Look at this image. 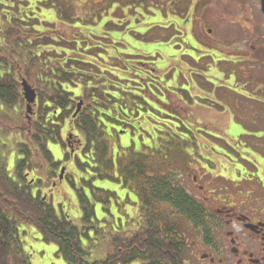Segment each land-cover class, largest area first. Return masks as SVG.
<instances>
[{"label": "trees", "instance_id": "1", "mask_svg": "<svg viewBox=\"0 0 264 264\" xmlns=\"http://www.w3.org/2000/svg\"><path fill=\"white\" fill-rule=\"evenodd\" d=\"M142 1L93 0L94 7L110 10L115 2L124 9H130L133 15L136 9L146 8L147 4L140 5ZM149 2L146 0V3ZM72 7L70 0H26L19 4L13 19H9L6 25L4 43L13 51L8 54L12 60L6 64L5 71H0V135L16 133L21 135L22 141L16 146L20 159L15 177L0 163V264H11L12 259L21 256V226L36 230L42 242L56 246V254L69 264H90L84 259L86 252L82 249V239L89 236L92 228L88 225L92 224L96 215L92 200L97 193L107 195V204L110 197H116L115 193H106L94 187L97 180L106 179L124 187L130 184L136 187L138 203L134 205L140 209L144 219L137 230L133 227L129 233L112 236L109 255L105 260L91 264H182L185 245L173 234L174 228L160 226L159 223H166L169 219L157 211L160 207H169L186 222L194 224L203 223L205 214L185 189L170 178L171 175L162 176L159 169L191 164L188 152L194 154L193 148H197L199 153L204 151L197 141V137L204 134L184 109L166 103V94H162L163 102L157 98L155 91L149 92L148 86H156L150 71L135 75L139 71L134 69V64L121 71L120 75L113 76L115 79H110L108 73H102L99 66L108 60L106 53L109 49L103 43L106 39L102 35L93 39L81 37L79 42L70 39L72 44L67 42L66 45L63 31L67 30L61 23L44 28L40 26L41 22L29 23L28 12L46 10L70 24V31H78L72 27L79 22ZM106 27L110 30V25ZM68 45L71 48L60 53V48ZM22 77L37 92V102L28 119L24 116L25 100L21 84L14 82ZM140 78L145 79L146 85L140 84ZM64 83L74 88L77 83L81 91L76 99L64 88ZM79 101L84 105L74 118ZM160 112L167 113L165 119L172 122L168 123L170 128L164 131L168 139L172 144L177 139L184 147L183 150L180 148V156L175 155L170 160L153 159V154L160 155V152L155 151L157 140L150 136L148 144L152 150L149 147L145 149L150 150L152 155L146 156L141 151L131 154L128 159L120 152L116 153L118 158H111L108 137L111 140V135L118 134L120 137L123 131L125 135L131 133L135 136L144 130L155 135ZM30 123L32 127L26 128L25 125L30 126ZM113 127L122 130L116 132ZM65 128V132L73 134L80 144L74 158L67 156L68 160L75 159V168L68 170L69 176L65 177V181L74 187L81 204L85 224L82 228L75 224L63 206L58 211L39 192L35 193L36 182H32L40 172L50 181L57 178L56 170L60 164L55 162L48 147L52 143L67 149L63 137ZM192 128L200 136L193 137L192 141L177 138L191 133ZM230 152L236 154L231 148ZM76 171L81 175L78 188L74 181ZM86 189L93 198L86 194ZM175 256L177 259H173ZM21 264L29 262L25 260Z\"/></svg>", "mask_w": 264, "mask_h": 264}, {"label": "rangeland", "instance_id": "2", "mask_svg": "<svg viewBox=\"0 0 264 264\" xmlns=\"http://www.w3.org/2000/svg\"><path fill=\"white\" fill-rule=\"evenodd\" d=\"M19 1L23 0H18L14 4L19 5ZM70 3L75 10L76 17L81 19L75 26H72L73 28L79 29L78 31L84 33V36L89 34L91 36V33H93L96 36L102 35L104 37V35L109 34L106 37L109 41H103L109 48L106 53L108 60H105L104 64L100 63L99 70L102 73H108L107 76H110V79H115L113 76L120 75L121 71L131 68L136 62H147V69L144 67L143 72H153L151 69L156 70L158 68L159 73L154 71V74L159 84L155 87L148 86V89L149 92L155 91L160 101L164 102L162 94H166V103L182 108L187 113L191 111L189 107H195L192 117L201 127L207 126L208 123L211 127L226 126L229 119L234 123L236 122L235 127L232 130H227L225 134L207 133V135L200 136L198 131L192 128L191 133L177 136L181 140H184L181 138L184 137L187 141H192L193 137L200 136L197 137V141L200 142V146L204 151L199 153L197 148H190L194 152V154L188 152L191 156L189 160L191 164L184 167L183 165L171 166L159 170L162 176L171 175L170 178L176 184H179L189 195L196 197L200 202H203L204 198L212 200L214 197L216 200L222 198L221 200L226 202L225 205L249 207L252 203L251 197L253 196L251 192L254 189L252 182L256 171L252 161L256 157H263L262 159H264V135L253 133L251 129L253 118L251 119L250 115L255 114L260 105H264V97L247 98L248 96L241 90L242 77L234 65L231 64V60L225 56L219 55L210 63L213 69L210 73L207 66L202 63H192L187 58L188 52L181 50V48L173 52L170 51L173 55L170 52L167 53L164 45H169L172 37L163 36L164 32L161 31H167L173 24L165 21L163 25L159 23L160 19L156 22L148 20L147 16H150L152 14L150 12H154L155 9L151 3H147L145 9H136L134 15L130 9H124L116 5L115 2H113L115 6H112L110 10L94 7L96 4L93 0H70ZM22 7L26 8L25 6ZM33 10L35 15L28 12L29 18H32L29 23L39 24L44 13L36 9ZM147 11L149 14L146 15ZM46 14L48 15L47 20L51 22V24L47 23V26L50 27L58 23L55 13ZM41 21L44 22V20ZM107 25H110L111 31L106 27ZM114 26L116 27L114 28ZM35 27L40 29L39 26ZM42 27L46 26L42 25ZM172 29L170 28V30ZM127 56L129 57L127 58ZM134 69L139 71L135 75L140 74L141 71L138 68ZM253 70L254 68L250 67V71L246 69L242 73L251 75L254 78L257 74H253ZM146 83L140 81L143 86ZM205 85L210 87L207 88ZM203 86L208 91L209 101L214 100L227 112L226 114H216L214 111L209 112L202 107L193 105L196 102L202 103V98L206 94ZM65 89L72 93L75 99L81 91L79 87L74 88L71 85H66ZM190 99H192V103H190ZM243 99H247L244 104ZM131 110L136 111L135 108ZM165 114L167 113L160 112L159 114L160 123L154 129L156 130L155 135L148 130L137 133L135 136L131 133L120 137H118V134H116L117 136L110 134L112 140L110 137L107 140L111 158H116V153L120 152L128 159L132 157L131 154H137L141 151L146 156L152 155L150 150L145 149V147L150 146L148 144L150 136L155 137V140H157L154 144L156 146L155 151L160 152V155L153 154V159L170 160V157L180 156V148L183 150L184 147L179 144L177 139L172 144V141L164 133L170 128L168 123H172L165 119ZM173 125L176 128L179 127L178 124ZM113 128L116 132L122 130L117 127ZM65 130L66 128L63 129V133ZM20 141H22L21 135L16 133L0 135V163L7 167L6 169L12 177H15L16 166L20 159L16 147ZM48 148L55 162H63L64 165L62 166L69 167V170L75 168L73 159L68 160L66 158L68 152L62 145L51 143ZM149 148L151 149V147ZM230 148L234 149L236 154L231 153ZM257 148L260 149L262 156H256L255 149ZM196 151L198 152L197 155L195 154ZM156 162L158 161L156 160ZM260 165L262 166L258 168V172L262 176L264 175V166L262 163ZM196 175L199 180L197 183L193 182V176ZM66 176H69L68 172ZM76 176L77 178L74 181L78 184V188V179L81 175H78L76 171ZM36 178L34 192L38 193L40 191V195L42 197L46 196L47 201L53 204L58 211H60L59 207L63 206L62 208L69 213L75 224L79 228L84 227L82 217L84 214L74 187L70 186L71 184L68 181H64L54 189L51 186L54 179L52 181L48 180L42 172ZM256 179L258 180V178ZM260 182L264 184V177L260 178ZM93 185L106 193H115L116 197H110L107 204L105 203L107 201L105 193H97L93 198L90 191L86 189V194L93 198L96 214L92 219V224L88 225L92 228L89 230V236L82 239V249L86 252V258L84 259L90 264L106 259L111 252L110 241L113 238L112 236L124 234L125 232L129 233V230L133 227L137 230L140 227V221L144 219L140 209L134 205L138 203V194H136L138 192H136L135 186L133 187L130 184L128 187H124L121 183L107 179L97 180ZM50 186L53 188L52 193ZM199 187H203L204 190L201 191ZM261 192L264 193V186L261 187ZM212 205L218 206L213 200L209 206ZM157 212L160 215H165V219H169L166 223H159L160 226L169 225L180 229L178 233L183 240L187 239L188 241L194 238L191 233L190 222H186L171 208L160 207ZM19 231L21 232L22 254L18 259H12L11 264H21V261L25 260L29 264H69L61 255L56 254L58 248L42 242L39 233L33 228L27 229L25 226H21ZM186 255H189L188 252H186Z\"/></svg>", "mask_w": 264, "mask_h": 264}, {"label": "flooded vegetation", "instance_id": "3", "mask_svg": "<svg viewBox=\"0 0 264 264\" xmlns=\"http://www.w3.org/2000/svg\"><path fill=\"white\" fill-rule=\"evenodd\" d=\"M16 1L18 2V0H0L1 72L5 71L6 64L12 60L8 54L13 50L5 46L4 36L9 19H13V13H15L17 7L19 8V5L14 4ZM23 1L19 2L22 3ZM32 1L30 0V2ZM149 3L155 9L154 12H150L152 13L150 16H147L148 20L156 22V20L160 19L159 23L161 24L165 21L173 24L170 27L173 28L172 30L169 28L167 31H161L164 32L163 36L172 37L170 46L168 44L164 45L166 46L167 53L181 48V50L188 52L187 58L192 63H202L207 66L210 73L213 71L210 63L219 55L225 56L231 60V64L234 65L242 77L241 90L248 97L245 96L247 98L264 97L262 95L264 94V0H150ZM146 4V0H143L140 5L145 6ZM33 11L31 15H35ZM39 11L44 13L42 15L43 19H41L44 22L40 20V26H46L47 23L51 24L47 20L48 15L46 13L49 14V12L46 10ZM147 14H149L148 11L146 12ZM56 18L57 22L61 23V26L67 30L63 31L66 45L68 43L72 44L70 39L79 42L81 37L93 39L96 36L93 33H91V36H89L90 34L84 36V33L81 31H70V24L61 19L59 20L58 16ZM75 19L81 20L76 16ZM31 20L32 18L30 17ZM164 27L166 28L167 26ZM107 36L103 37V39H106L108 42ZM70 48V45H68L63 48L61 47L59 51L63 53V51ZM171 52L170 54H172ZM64 66H66V62ZM135 66L144 73L143 69L147 67V62H136ZM250 67L254 68L253 74H257L254 78L251 75H244L242 73L246 69L250 71ZM151 70L153 71H150L151 75L154 78L152 81L158 85L159 82L154 74V71L156 72L158 68ZM140 79V81L145 80L144 78ZM24 81L29 84L23 77L14 82H20L21 84L22 97L25 100L24 116L28 119L32 114L27 112V102L23 94L24 88L22 84ZM29 85L34 89L31 84ZM66 85L71 84L64 83V88ZM74 85L77 87V83ZM205 86L207 88L210 87L209 85ZM226 86L228 85L226 84ZM71 87L73 86L71 85ZM204 92L206 94L202 98V103L196 102L193 105L202 107L209 112L214 111L220 115L227 113L224 109L219 110L218 108L221 106L214 100L209 101V96H207L208 91L205 87ZM246 100H242L243 104L246 103ZM189 108L191 111H189L188 117L193 119V109L195 107ZM250 117L251 119L253 118V126L251 127L253 133L264 135V105H260L258 111L253 115L251 114ZM193 123L195 126H198L197 128L200 129L202 134H225L227 130H232L235 127L236 122L234 123L229 119L228 125L213 127L209 126V123L207 126L201 127L194 119ZM25 126L26 128H31L32 123H30V126ZM78 143L79 141L76 139H72L69 142L66 141L71 158H74L80 149V144ZM255 154L256 156H262L259 148L255 149ZM262 158L256 157L252 161L256 171L254 172L255 176L252 182L254 188L251 192L253 196L251 197L252 203L249 207L225 205L226 202L221 200L222 198L216 200L214 197L212 200L218 206L212 205L210 207L209 204L212 202L210 198H204L203 202H200L196 197L190 195L201 206L205 214V221L200 224L190 223L192 227L191 233L194 238L188 241L181 238L178 228L169 226L172 229L174 228L173 234H176L185 245L184 255L181 257L183 260L182 264H264V193L261 192V187L264 184L260 182V178H263L264 175L261 176L258 172V168L262 166L260 163L264 166V159ZM74 161L75 159H73V163L75 164ZM59 164L60 172L64 167L67 170L69 169L67 166H62L64 165L63 162H59ZM28 178L31 179L30 176ZM35 179L37 178H33L32 182H36ZM198 181V176H193V182L197 183ZM59 184L60 181L57 179V181H53L51 186L55 189ZM53 188L51 187L50 189L51 193L53 192ZM199 188L201 191L204 190L203 187ZM186 252L189 255H186ZM173 259H177V256L173 257Z\"/></svg>", "mask_w": 264, "mask_h": 264}, {"label": "water", "instance_id": "4", "mask_svg": "<svg viewBox=\"0 0 264 264\" xmlns=\"http://www.w3.org/2000/svg\"><path fill=\"white\" fill-rule=\"evenodd\" d=\"M22 84H23V88H24L23 94L25 96V99H26L27 105H28L27 111L29 114H31L32 109H33L32 106L34 105V103H36V100H37V94H36V91L31 86H29V84H27L26 81H24ZM83 104L84 103L82 101H80V103L78 105V110H77L76 114L74 115V117H76L79 114L78 112L81 111ZM70 138H72V136H70ZM64 174H65V168L62 169V172L60 175L61 180L63 179Z\"/></svg>", "mask_w": 264, "mask_h": 264}]
</instances>
